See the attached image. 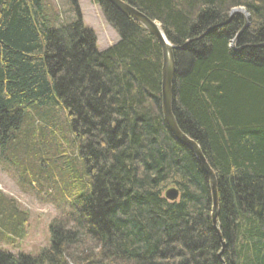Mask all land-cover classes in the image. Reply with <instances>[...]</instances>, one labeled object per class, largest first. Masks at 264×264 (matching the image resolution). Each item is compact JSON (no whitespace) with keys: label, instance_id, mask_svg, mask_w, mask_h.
I'll list each match as a JSON object with an SVG mask.
<instances>
[{"label":"trees","instance_id":"16d2710c","mask_svg":"<svg viewBox=\"0 0 264 264\" xmlns=\"http://www.w3.org/2000/svg\"><path fill=\"white\" fill-rule=\"evenodd\" d=\"M93 1L120 37L104 51L77 0L66 22L46 0H0V148L68 134L86 182L48 248L0 249V264H264V0H122L184 46L173 113L215 172L223 241L209 179L163 116L160 44Z\"/></svg>","mask_w":264,"mask_h":264},{"label":"rangeland","instance_id":"374dc122","mask_svg":"<svg viewBox=\"0 0 264 264\" xmlns=\"http://www.w3.org/2000/svg\"><path fill=\"white\" fill-rule=\"evenodd\" d=\"M77 1L85 25L97 35L99 51L115 45L120 37L106 22L100 7L93 0ZM46 2L63 22L76 17L71 0ZM9 146L0 148V211L7 225L0 220V249L15 256H38L51 244L53 219L83 194L85 175L74 159L75 149L68 134L57 135L50 144L38 142L32 146L25 142L21 146L20 142ZM173 188L171 184L168 190Z\"/></svg>","mask_w":264,"mask_h":264},{"label":"water","instance_id":"95a60500","mask_svg":"<svg viewBox=\"0 0 264 264\" xmlns=\"http://www.w3.org/2000/svg\"><path fill=\"white\" fill-rule=\"evenodd\" d=\"M110 4H112L116 9H118L124 15L132 18L139 24H141L151 35H153L162 48L163 54V66H162V111L165 122L173 134V136L181 143L186 145L191 149L197 160L199 161L203 171L207 175L210 183V189L212 193L213 199V209H212V221L214 228L217 230L219 238L222 240V235L219 226V194H218V182L215 175V172L212 170L210 165L208 164L205 156L203 155L199 145L190 139L187 135H185L178 126L176 118L173 113V105H174V82L175 76L177 73L176 68V60H175V51H179L184 48L172 45L163 30L161 29V25L154 20H151L149 17L132 7L131 5L123 2L122 0H107ZM241 15L245 19L246 23H248L249 15L243 9H235L231 12V17L234 15ZM234 44V43H233ZM180 197L179 191L176 188L170 189L165 193V199L169 202L178 201ZM222 252L220 253V257H222L223 253L226 249V244L223 242L222 244Z\"/></svg>","mask_w":264,"mask_h":264}]
</instances>
